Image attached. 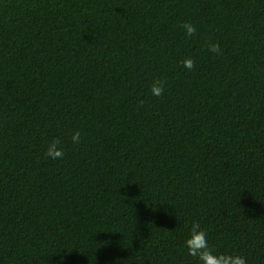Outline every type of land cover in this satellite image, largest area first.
Returning a JSON list of instances; mask_svg holds the SVG:
<instances>
[{
	"label": "trees",
	"instance_id": "16d2710c",
	"mask_svg": "<svg viewBox=\"0 0 264 264\" xmlns=\"http://www.w3.org/2000/svg\"><path fill=\"white\" fill-rule=\"evenodd\" d=\"M193 221L264 264V0H0V264H199Z\"/></svg>",
	"mask_w": 264,
	"mask_h": 264
},
{
	"label": "clouds",
	"instance_id": "9594fccd",
	"mask_svg": "<svg viewBox=\"0 0 264 264\" xmlns=\"http://www.w3.org/2000/svg\"><path fill=\"white\" fill-rule=\"evenodd\" d=\"M187 37L196 35L197 29L191 22H185L181 25ZM208 51L222 55V48L218 42H208ZM182 66L191 71L195 67V61L192 57H186L182 60ZM165 81L162 79H154L150 91L153 96L161 97L164 93ZM143 104V100L139 102ZM81 139L80 132L74 131L71 140L74 144H79ZM64 149L60 138H54L49 142L45 151V158H51L53 160L63 158ZM185 247L188 254L198 259L199 264H247V259L242 255H234L231 253H217L214 252L212 247L208 243V234L206 230L201 228L198 221H193L190 228L189 237L185 240Z\"/></svg>",
	"mask_w": 264,
	"mask_h": 264
}]
</instances>
